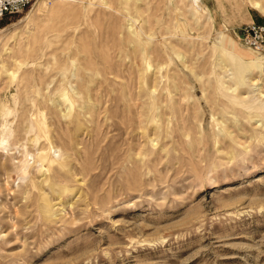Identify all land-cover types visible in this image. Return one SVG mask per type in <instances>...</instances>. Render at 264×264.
Wrapping results in <instances>:
<instances>
[{"label": "rangeland", "instance_id": "374dc122", "mask_svg": "<svg viewBox=\"0 0 264 264\" xmlns=\"http://www.w3.org/2000/svg\"><path fill=\"white\" fill-rule=\"evenodd\" d=\"M254 2L0 20V264H264V67L238 72L264 57Z\"/></svg>", "mask_w": 264, "mask_h": 264}, {"label": "built area", "instance_id": "2783aa9c", "mask_svg": "<svg viewBox=\"0 0 264 264\" xmlns=\"http://www.w3.org/2000/svg\"><path fill=\"white\" fill-rule=\"evenodd\" d=\"M37 0H0V20L23 13ZM243 44L256 53L264 54V24L251 23L245 29Z\"/></svg>", "mask_w": 264, "mask_h": 264}, {"label": "bare ground", "instance_id": "6f19581e", "mask_svg": "<svg viewBox=\"0 0 264 264\" xmlns=\"http://www.w3.org/2000/svg\"><path fill=\"white\" fill-rule=\"evenodd\" d=\"M195 2H196V0H195ZM253 2H254V0H253ZM254 5H255L256 8H258L261 11H263L262 6L259 4V2H254ZM223 50L226 53L227 57L233 55L232 53L228 52L227 50H225V49H223ZM239 60H240V64H239V67H238V72L241 73V74L244 73L247 69H254V68H258V67L259 68L264 67V57H262V56L253 57L252 59L248 60L249 61L248 64H244L242 62V58H239Z\"/></svg>", "mask_w": 264, "mask_h": 264}, {"label": "crops", "instance_id": "0c3cea01", "mask_svg": "<svg viewBox=\"0 0 264 264\" xmlns=\"http://www.w3.org/2000/svg\"><path fill=\"white\" fill-rule=\"evenodd\" d=\"M257 24H263V23H257Z\"/></svg>", "mask_w": 264, "mask_h": 264}]
</instances>
